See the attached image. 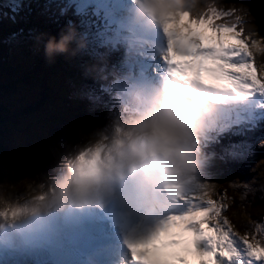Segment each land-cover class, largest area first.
<instances>
[{
	"label": "snow or ice",
	"instance_id": "snow-or-ice-1",
	"mask_svg": "<svg viewBox=\"0 0 264 264\" xmlns=\"http://www.w3.org/2000/svg\"><path fill=\"white\" fill-rule=\"evenodd\" d=\"M22 4L23 0H11L9 12L4 15L15 22ZM50 6L44 4V11ZM23 7L31 13L26 4ZM125 7L126 0H64L56 5L59 16L71 13L72 18L65 21L64 28H75L86 40L84 53L93 61L107 57L101 71L113 78L125 72L155 71L151 68L156 60L150 52L151 40L126 25ZM235 13V8L210 9L198 18H191L190 12L185 11L161 23L165 48L160 61L169 76L185 82L195 79L245 103L234 110V116L224 127L207 139L205 148L213 162L201 176L189 178L184 184L166 186L167 196L162 202L154 197L153 208L162 207L168 214L146 237L128 244L131 264H189V258L195 264H264V227L259 239L247 232L240 235L221 217L223 204L217 206L212 199H203L215 183V161L227 169L251 159L254 144L264 148V72L257 75L249 51L251 47L264 54V45L256 40L246 43L247 36L241 38L244 22ZM229 14L238 23H214ZM44 35L29 29L27 39L39 44ZM83 87L92 109L102 111L105 121L116 108V89L98 79ZM257 132L259 136L253 140ZM84 163L94 166L97 158Z\"/></svg>",
	"mask_w": 264,
	"mask_h": 264
},
{
	"label": "rangeland",
	"instance_id": "rangeland-1",
	"mask_svg": "<svg viewBox=\"0 0 264 264\" xmlns=\"http://www.w3.org/2000/svg\"><path fill=\"white\" fill-rule=\"evenodd\" d=\"M146 3L148 5H156L153 0H146ZM8 7H10V4ZM173 9L159 7L158 11L153 15L160 16L161 20H165L169 16H174L176 14V11ZM126 11L128 13H132L126 17L127 22L129 24H134V15H137V13L133 10L126 9ZM147 16L149 17L150 15L148 14ZM77 38L84 46L82 49H76V43L73 42V44L69 47L70 49L75 50L74 55L68 56L57 54L61 60L53 61V57L56 55L53 54L52 63H45L43 66L39 65L41 70L36 73L37 79H33L31 85L25 83H13L14 89L10 93H6L3 96L0 95V103L6 105V107L8 105H12V109L16 110L13 111V113H19V117L16 118L13 114L5 115V118L9 120L0 124V138L2 142L8 143L16 149L19 152V156L20 154H23L20 159L24 161L25 157V162L29 161L33 155L34 158L37 159L35 162L36 164L39 163L40 157L48 159V149L46 144L49 143V141H52L51 139L53 138V135L60 134L59 137L61 138L68 133L70 136V134H72L70 132H74V139L73 142L69 143L71 146H68L67 150H71L72 153L76 152V163L89 161L95 152V150L91 149L90 146L100 137L107 136L109 134L112 122L115 119L124 117L128 114L130 109L135 110L133 106L130 107L128 105L126 107L125 102L128 100L124 101L123 99L125 94L121 89L123 87L116 88V108L105 121L104 113L102 111L92 109L91 102L84 95L83 86L85 84H89L86 79H92V75L86 71L92 69V74L105 75L106 71H101V68L106 65L107 57H104L102 60L93 61L90 56L84 53V50L87 48L86 40L78 34ZM10 45L12 46V54L9 57V64L15 68V71L12 77L7 79L8 81H14L19 76L22 77L25 71L31 70L33 65H37L35 64L33 54L30 53V49H39V53H42L45 56L44 46L41 42L36 44L27 38L24 40L12 39L10 41ZM250 52L252 57L255 58L254 51ZM78 69L83 71L84 76L77 72L79 71ZM137 75V72H125L122 76L115 77L107 83H111V86L115 89L116 83L122 81L129 84L128 86L126 85V87L131 88ZM257 75L259 76V73H257ZM46 76L48 77L44 80ZM75 86H79V91L74 89ZM48 89H51V101L48 100L50 103L47 108L38 109L36 112L31 114V116H24L23 113L20 114L19 111L24 106H29L35 101L37 102L41 98L40 93L42 91L47 92ZM43 99L45 100L46 98L44 97ZM130 102L131 100L129 103ZM90 113L93 114L92 118L95 117L94 122L97 124V127L92 128L87 125L84 126L81 117L83 116L82 118H85V116H89L88 114ZM233 116L234 113H232V115H229L226 112L221 114V118L229 121ZM221 120L222 119L219 118L212 129L203 137L198 139V146L202 152L205 153V155H210L205 148L207 139L212 133L226 125V123H224V121L221 122ZM66 122L68 123L66 124ZM72 125L77 130H73ZM82 132H87V134L81 136ZM70 140L71 139H69V141ZM62 147L66 146L61 145L59 149L61 150ZM260 149L261 148L256 146L253 147L254 155L251 159L246 160L241 165H236L235 169H231V167L227 169L223 168V172L221 173L222 175H217V179L215 181L216 186L211 197L218 203V206L221 204H223L224 207L226 206V195L223 193L222 185L224 183H229V181H235V183L232 184L237 187L238 192L234 194L237 198H242L244 200L250 194L258 192V190L259 192L264 193V166L259 164V161L257 162L256 159ZM71 152L68 156H72ZM53 154H55L56 159H58L57 157H59V153L56 149H53ZM68 156L63 158V161L58 162L56 165L57 167L54 165L52 166L53 168H56L51 175L43 177L40 176L39 178L35 176V181L31 183H29L28 179H25L24 182L19 180L17 175L11 174L13 172L10 170L13 169L9 167L5 168L4 165H1L2 162H0V202L8 204L10 200H14L17 202L16 204L27 205L36 199L41 201L47 200L48 193L51 194L54 191L53 185L55 180L53 179L56 177L55 173H58L61 170L65 172L66 165L72 164L71 158L67 159ZM50 180L52 183H50ZM244 184H247L248 188H245ZM220 195L223 196V201L220 198ZM224 207L221 211V217L223 219L224 217L222 212ZM2 223L4 222L0 220V229L3 227ZM8 224L9 222L6 225ZM251 235H256L258 239L261 238V229L252 228ZM30 255L33 256V258L32 262H29L28 264H49V262L36 259V253H31ZM0 264H2L1 260Z\"/></svg>",
	"mask_w": 264,
	"mask_h": 264
},
{
	"label": "clouds",
	"instance_id": "clouds-1",
	"mask_svg": "<svg viewBox=\"0 0 264 264\" xmlns=\"http://www.w3.org/2000/svg\"><path fill=\"white\" fill-rule=\"evenodd\" d=\"M184 2L170 0L164 7L179 8ZM159 7L151 5L150 14ZM73 42L76 49L84 46L72 28L59 40L50 38L44 46L48 62H52L53 54L74 55L75 50L69 47ZM130 98L139 111L115 119L109 134L90 146L101 153L102 162L94 166L84 162L66 165L48 199L33 200L21 211L42 212L53 199L78 203L94 188L107 194L115 175L130 176L140 195L148 197L162 192L168 184H183L198 172L203 158L198 139L215 125L218 105L172 78L153 87L148 95L136 90Z\"/></svg>",
	"mask_w": 264,
	"mask_h": 264
},
{
	"label": "trees",
	"instance_id": "trees-1",
	"mask_svg": "<svg viewBox=\"0 0 264 264\" xmlns=\"http://www.w3.org/2000/svg\"><path fill=\"white\" fill-rule=\"evenodd\" d=\"M11 1V0H8ZM197 2L207 3L210 0H196ZM213 4H217L220 8L231 9L235 8L236 13L241 15L244 20L243 35L248 37V41L256 40L261 45H264V40H261V35H264V0H212ZM63 0H23V4H26L31 8V13H28L27 7H23L17 15L16 21L12 22L8 16L4 13L9 12V4L0 5V30L4 33L0 41V95L3 96L6 93H10L13 88V83L6 82L5 79L14 72V69L8 64L9 53L8 44L14 38H20L21 36H27L29 29L34 30L36 33H43L44 38L41 40L44 44L51 38L59 40L62 34H65L69 27H65V21L71 17V13H67L65 16H59L57 4H62ZM49 3L51 6L47 11H44L43 5ZM39 5V6H38ZM200 14L205 12V9L197 10ZM251 13V14H249ZM11 15V13H9ZM74 19V18H73ZM23 29V32L20 30ZM63 29V30H62ZM62 30V31H61ZM258 32L260 35H251V33ZM15 34V35H14ZM7 44V45H6ZM257 57L260 59L258 62L260 70H264V54L259 53ZM41 70V67L34 68L32 74L36 76ZM29 72V71H28ZM24 82L30 84L32 82L31 75H23L16 83ZM41 92V98L37 102L31 103L29 106H24L19 112L20 114L29 115L36 112L38 109L44 107L48 101L43 99L46 95ZM12 106H7L0 103V124L5 123L9 119L5 118L6 114H13L14 117H19V113L14 114ZM14 118V119H15ZM72 136H70L71 138ZM69 138H67V141ZM52 143L47 145L48 154L51 156ZM66 150V147H63ZM19 152L10 146L8 143L2 142L0 138V162L5 168H11L13 170L12 175H17L18 179L23 181L25 179L33 178L35 171H38V167L42 168L45 163L40 165L36 164L35 160L25 162L20 159ZM264 158V148L261 154ZM43 160V159H42ZM264 160V159H263ZM50 161V160H49ZM48 162V161H47ZM35 169V171H34ZM15 170V171H14ZM37 174V173H36ZM7 176V175H6ZM228 201L226 217L230 224L236 229V231L243 235L247 232L250 235V230L253 224L257 225L264 222V196L259 191L250 194L246 199H239L233 195V187L227 186ZM237 192V191H236ZM233 195V196H232ZM252 231V230H251Z\"/></svg>",
	"mask_w": 264,
	"mask_h": 264
},
{
	"label": "bare ground",
	"instance_id": "bare-ground-1",
	"mask_svg": "<svg viewBox=\"0 0 264 264\" xmlns=\"http://www.w3.org/2000/svg\"><path fill=\"white\" fill-rule=\"evenodd\" d=\"M133 1L139 2L140 0H133ZM153 1H154V3L156 5H158L160 7H164V5L168 4V2H169V0H153ZM130 2H131L130 0H126V6L127 7H129ZM131 4L133 6L135 5L133 2ZM133 9L136 10V9H139V8H137V7L135 8L134 7ZM136 12H138V10H136ZM124 14L126 15V11L124 12ZM138 14H139V12H138ZM140 15H141V17H144V14L142 12H140ZM139 21L136 22L137 24H139V26L133 28V30H135L137 32V34L143 35V36L147 37L149 40H151L152 47L150 49V52H151L152 55H154L156 57L155 62L152 63V64L161 65L162 62L160 61V55L163 53L164 48H165V43H164V40H162L163 36H162L161 30H160L161 23H162L163 20H161L160 16H158L156 21H149V20H146L144 18H143V20H141V22H139ZM158 37H159V39H158ZM149 72H148V74H149ZM154 74L155 75H159L160 71H158V69H156ZM141 77L145 78L146 74H141ZM151 77H152V75H150V78ZM160 77H162V75ZM153 78H154V76H153ZM153 78H151V82H150L151 84H149V86H147V87H144L143 84H141V83H137L139 81V78L134 80V88H133L134 91L138 90V91L143 92L145 95H148L149 94V88L152 90V88L156 86L155 81L152 80ZM149 81H150V79H149ZM188 81L193 86L192 88L196 89V87H198L199 82H197L195 79H189ZM207 88L211 91L212 96H213V97L209 96V98H208L209 101L210 102H215V104H217V105L219 103H221V105L223 106L222 103H228L229 108L237 109V108H239L238 106L243 103V101L238 100L236 97H234L230 93L223 92V91H220V90H218L216 88L207 87V86L205 88H203V89L205 90ZM218 99H221V100H218ZM131 105H132V103H131ZM221 105H218V108ZM135 108H136V111H139V106L138 105H135ZM136 111H134V112H136ZM216 122H217V120H216ZM94 156H96L97 160H99V161L101 160V153L99 151L95 150L94 154L91 157V160H93ZM212 162H213V158L211 156L203 157L202 160H201L198 172L192 177H200L201 174L203 173L204 169ZM215 164H216V167L213 169V172L215 173V175L213 176V180L214 181H216L217 175L220 176V174L223 172V167H224L223 165H220L219 161H215ZM59 175H63V174L60 173ZM192 177H190V178H192ZM188 180L189 179H187L186 181H188ZM215 183L211 187H209L207 189V195L204 196L203 199H212L211 195H212V193L214 191ZM172 184H177V183H172ZM169 185H171V184H169ZM166 196H167V191L165 189L160 194H154L152 199L149 200V205H150L149 208H150V211L153 213V214H151V213H149V211H147L152 216L151 222L153 223V225L151 226L150 232L160 222H162L166 218V216L168 214L162 207L153 208V205L155 203L154 197H155V200L160 201L162 199V201H163ZM10 201H9L8 204L0 202V217H1L2 221L4 222V223H2L3 227L0 229V236H1V233L3 231L7 230L10 222H15V221H19V220H25V218L27 216L31 215V214H27V213L21 211V209L23 207H25L26 205L16 204L17 202H15L14 200L11 201V202ZM110 202H112L111 198H110ZM60 203H61V201L53 199V202L52 203L48 202L46 210H44L42 212L48 213L51 210V208L56 207ZM12 212L16 213V215L14 217H10L9 216V214L12 213ZM8 222H9V224L6 225ZM51 235L55 236L56 234L54 232H52ZM25 239H28V238L25 237ZM84 240L85 239H83L81 241H84ZM65 242L66 241L63 239V242L60 244L61 246H59V245H58V247L57 246H53L52 249L47 248V250H45V251H48V252H46V253L43 252L41 255H37V257H40L43 260H46V258H49L53 262H54V257H57L58 259H63V262L60 261V260H57V261L54 262V264H65V262L67 264H107V262L110 263V260L107 259L108 254H106L105 251H102L100 247L89 246L90 243L87 245L84 242L75 243V244H77V245H75V247L79 248L82 252H84V255H83V258H82L81 256L78 257L76 255V253L74 252V250L71 247L67 246ZM97 246H99V245H97ZM2 248L3 247L0 246V250ZM55 248H57V250H55ZM26 251L27 252H31V253H36V254H40L41 253V251H34V250L30 249L29 247H27ZM56 252H58V253L55 254ZM71 258L73 260H75V263H71L70 262ZM64 259H65V261H64ZM189 264H195V262L192 261L191 258H189Z\"/></svg>",
	"mask_w": 264,
	"mask_h": 264
}]
</instances>
